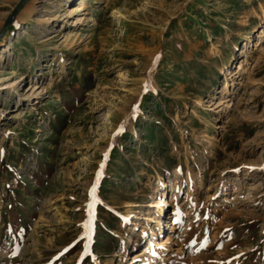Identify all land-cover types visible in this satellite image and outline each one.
Here are the masks:
<instances>
[{"label": "rangeland", "instance_id": "1", "mask_svg": "<svg viewBox=\"0 0 264 264\" xmlns=\"http://www.w3.org/2000/svg\"><path fill=\"white\" fill-rule=\"evenodd\" d=\"M19 1L0 264H264V0Z\"/></svg>", "mask_w": 264, "mask_h": 264}, {"label": "bare ground", "instance_id": "2", "mask_svg": "<svg viewBox=\"0 0 264 264\" xmlns=\"http://www.w3.org/2000/svg\"><path fill=\"white\" fill-rule=\"evenodd\" d=\"M43 1L45 2V1H50V0H43ZM54 1H56L58 4H62V1H66V2H68V1H70V0H54ZM73 1H74V0H73ZM103 1L105 2V4H108V3H110V2H114L115 0H103ZM54 3H55V2H54ZM51 5H53V1H51ZM78 5H79V6H83V3H82V2H79ZM37 10H38V8L36 7V4H35L34 0H29V1L26 3V5L24 6V8H23L22 11H24V12H23V13H24V16L26 17V19H28V18H30V16H31L33 13H36ZM47 20H48V19H44L43 21L46 22ZM44 29H47V28H44ZM262 37H264V28H263L262 31L260 32L259 39H258L257 43H261V40H260V39H262ZM8 47H11V41L8 43V45H7L5 48H3L2 51L7 50ZM0 58H1V55H0ZM241 68H242V66L239 65V66H238V71H239ZM229 74H230V75H233L234 73H229ZM223 88H224V91L227 89L226 84L224 85ZM161 205H162V204H161ZM163 205H166V202H164ZM160 211L162 212V209H161V208H160ZM155 222H156L157 224L160 225L159 219H158V220L156 219ZM152 235H154L153 231L151 232V236H152Z\"/></svg>", "mask_w": 264, "mask_h": 264}, {"label": "water", "instance_id": "3", "mask_svg": "<svg viewBox=\"0 0 264 264\" xmlns=\"http://www.w3.org/2000/svg\"><path fill=\"white\" fill-rule=\"evenodd\" d=\"M25 1L26 0H20L13 11L17 10L18 8H20ZM6 27H7V21L4 22V24L2 25V27L0 29V36L4 33Z\"/></svg>", "mask_w": 264, "mask_h": 264}, {"label": "snow or ice", "instance_id": "4", "mask_svg": "<svg viewBox=\"0 0 264 264\" xmlns=\"http://www.w3.org/2000/svg\"><path fill=\"white\" fill-rule=\"evenodd\" d=\"M89 208H91V205H89ZM203 246V245H202ZM85 248H87V245H85Z\"/></svg>", "mask_w": 264, "mask_h": 264}]
</instances>
